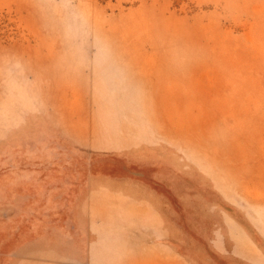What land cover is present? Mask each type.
Instances as JSON below:
<instances>
[{
  "label": "rangeland",
  "instance_id": "1",
  "mask_svg": "<svg viewBox=\"0 0 264 264\" xmlns=\"http://www.w3.org/2000/svg\"><path fill=\"white\" fill-rule=\"evenodd\" d=\"M103 176L162 225L71 231L61 198ZM121 252L264 264V0H0V264Z\"/></svg>",
  "mask_w": 264,
  "mask_h": 264
},
{
  "label": "crops",
  "instance_id": "2",
  "mask_svg": "<svg viewBox=\"0 0 264 264\" xmlns=\"http://www.w3.org/2000/svg\"><path fill=\"white\" fill-rule=\"evenodd\" d=\"M61 200L70 201L69 205L67 203V207L69 206L70 217L68 220L71 223V231H75L74 226L76 225L86 224L89 221L85 219L86 217L90 218L91 221L100 220L107 222V224H94L93 227L99 228H96V230L93 228V232H104L108 230V227L115 229L118 227V223L121 222L120 216L122 219L121 214L123 211L128 218L135 221L137 217L141 216V211L143 210V212H147L148 216L154 215L157 228L162 225L161 208L155 205L156 199L141 190L135 181L103 176L91 181L84 191L71 193V196H64ZM166 201V215L168 216L169 205L168 200ZM161 206L163 207L164 203ZM75 211L77 213L73 214ZM162 232L166 233L167 236L171 233L168 226ZM130 257H134V255L130 252H121L119 257L111 264H128L130 260L127 258ZM86 263L89 264V262Z\"/></svg>",
  "mask_w": 264,
  "mask_h": 264
}]
</instances>
